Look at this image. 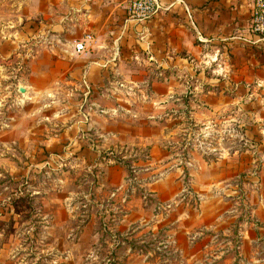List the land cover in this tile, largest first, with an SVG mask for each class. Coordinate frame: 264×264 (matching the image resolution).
<instances>
[{
	"label": "rangeland",
	"instance_id": "1",
	"mask_svg": "<svg viewBox=\"0 0 264 264\" xmlns=\"http://www.w3.org/2000/svg\"><path fill=\"white\" fill-rule=\"evenodd\" d=\"M53 2L0 0V264H264V92L131 57L78 86Z\"/></svg>",
	"mask_w": 264,
	"mask_h": 264
},
{
	"label": "crops",
	"instance_id": "2",
	"mask_svg": "<svg viewBox=\"0 0 264 264\" xmlns=\"http://www.w3.org/2000/svg\"><path fill=\"white\" fill-rule=\"evenodd\" d=\"M128 1L54 0L56 5L67 6L69 19L53 24L52 29L63 36L62 44L53 48L58 56L54 72L69 73L78 79V86L93 88L94 76L121 72L128 57L164 69L193 70L216 62L221 69L227 67L230 76L245 75L232 83L236 88L252 89L251 97L264 92V38L251 27L255 0H161L162 8L146 24L129 17ZM77 18L81 19L77 24L70 22ZM75 25L95 36L81 54L75 52L73 43L84 34L65 33ZM128 48L132 51L127 52ZM76 79L71 82L76 84ZM259 185L264 209V175ZM253 215L256 222L264 223V210Z\"/></svg>",
	"mask_w": 264,
	"mask_h": 264
},
{
	"label": "built area",
	"instance_id": "3",
	"mask_svg": "<svg viewBox=\"0 0 264 264\" xmlns=\"http://www.w3.org/2000/svg\"><path fill=\"white\" fill-rule=\"evenodd\" d=\"M162 6L161 0H129L128 14L132 20L146 24L158 14ZM251 27L264 38V0H255ZM94 40V34L87 33L73 44V48L77 53L84 52L91 47Z\"/></svg>",
	"mask_w": 264,
	"mask_h": 264
},
{
	"label": "water",
	"instance_id": "4",
	"mask_svg": "<svg viewBox=\"0 0 264 264\" xmlns=\"http://www.w3.org/2000/svg\"><path fill=\"white\" fill-rule=\"evenodd\" d=\"M20 91L23 92V93H25L27 90H26L25 87H20Z\"/></svg>",
	"mask_w": 264,
	"mask_h": 264
}]
</instances>
